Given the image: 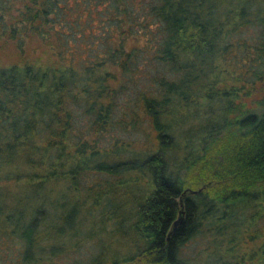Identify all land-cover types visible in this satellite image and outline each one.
I'll list each match as a JSON object with an SVG mask.
<instances>
[{
	"label": "trees",
	"instance_id": "1",
	"mask_svg": "<svg viewBox=\"0 0 264 264\" xmlns=\"http://www.w3.org/2000/svg\"><path fill=\"white\" fill-rule=\"evenodd\" d=\"M32 36L54 63L0 66V264L109 222L133 251L86 264H264V0H0V42Z\"/></svg>",
	"mask_w": 264,
	"mask_h": 264
},
{
	"label": "rangeland",
	"instance_id": "2",
	"mask_svg": "<svg viewBox=\"0 0 264 264\" xmlns=\"http://www.w3.org/2000/svg\"><path fill=\"white\" fill-rule=\"evenodd\" d=\"M133 44L135 43L133 42L132 38L128 39L126 48L129 49V47L132 46ZM55 60L56 58L53 52L50 50V48L35 36L26 38L24 40L21 50L17 48L16 42L14 41L6 40L0 42L1 67L13 65V64L22 65L24 63H30V62L52 64L55 62ZM105 180H106V175L102 173L84 174L80 177V184L83 186V189L86 188V185H92V184L95 185V183L96 184L99 183L100 186H98V188L100 189L103 188L106 190V185H108L109 187H114V184H112L111 182L105 184ZM140 183H143V181H140ZM114 195L117 196L118 194L116 195L114 192ZM123 199L124 201L118 199L116 203L114 202L116 205L120 204L121 206V207L120 206L117 207L119 208L116 211L118 218L120 216L127 218L129 216V211L132 210L131 208H133V206H131L133 204H129L128 201L129 199L127 197H124ZM112 225L113 224H111V222L107 223L106 225L103 224V226H106V228L102 230L103 233L101 235L103 236L101 237L99 242L95 240L94 242L89 239V241H86L84 245L77 247L76 252H72L65 259L63 258L64 260L63 263L86 264L91 260L94 254L98 255L99 252H102L103 254L108 253L112 256H116L119 258L125 255H129L133 251V246L131 241L125 236H122L121 231H117L118 235L117 234L112 235V233L108 229L110 227L112 230ZM122 230L126 232V229L123 228ZM105 264H107V262Z\"/></svg>",
	"mask_w": 264,
	"mask_h": 264
},
{
	"label": "water",
	"instance_id": "3",
	"mask_svg": "<svg viewBox=\"0 0 264 264\" xmlns=\"http://www.w3.org/2000/svg\"><path fill=\"white\" fill-rule=\"evenodd\" d=\"M178 222H180V218H178V219L174 222V224H177Z\"/></svg>",
	"mask_w": 264,
	"mask_h": 264
}]
</instances>
